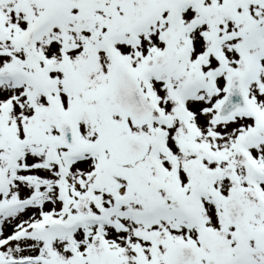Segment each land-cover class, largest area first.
<instances>
[{
  "label": "snow or ice",
  "instance_id": "6c2138e0",
  "mask_svg": "<svg viewBox=\"0 0 264 264\" xmlns=\"http://www.w3.org/2000/svg\"><path fill=\"white\" fill-rule=\"evenodd\" d=\"M0 264H264V0H0Z\"/></svg>",
  "mask_w": 264,
  "mask_h": 264
}]
</instances>
